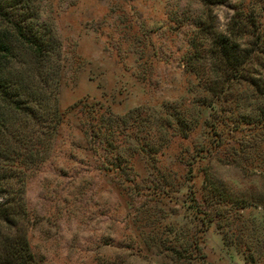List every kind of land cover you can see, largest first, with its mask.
I'll use <instances>...</instances> for the list:
<instances>
[{"label": "rangeland", "instance_id": "374dc122", "mask_svg": "<svg viewBox=\"0 0 264 264\" xmlns=\"http://www.w3.org/2000/svg\"><path fill=\"white\" fill-rule=\"evenodd\" d=\"M248 4L262 0H43L63 47L64 121L10 232L25 233L38 264H264V127L252 140L253 129L224 126L214 146L205 126L185 136L174 118L163 119L196 112L205 60L197 75L188 62L208 47L196 23L203 12L225 31L235 7ZM99 106L112 111L105 124ZM110 123L105 147L90 125ZM208 178L249 206L225 209L210 226L205 214L203 223Z\"/></svg>", "mask_w": 264, "mask_h": 264}, {"label": "trees", "instance_id": "16d2710c", "mask_svg": "<svg viewBox=\"0 0 264 264\" xmlns=\"http://www.w3.org/2000/svg\"><path fill=\"white\" fill-rule=\"evenodd\" d=\"M198 1L209 7L228 5L232 0ZM42 2L0 0V264H38L25 233L18 230L11 235L10 232L17 229L27 214V181L51 157L64 121L60 107L63 47L53 22L43 15ZM263 14L264 0L259 7L253 4L235 7L225 31H218L206 12L198 19V32L209 43L198 58L188 62L197 75L196 63L205 60V77L194 84L199 94L193 102L196 112L188 118L178 109L174 114L165 112L163 116L165 120L174 118L180 133L186 136L201 124L208 129L209 143L216 146L220 145V129L224 126L234 130L253 129L252 140H255V131L263 129ZM102 107L96 111H102L98 121L105 124L112 111ZM132 118L146 121L138 116ZM104 124L95 129L90 125V135L106 147L113 142L114 129L111 123L109 129ZM145 127L144 135L151 137L149 124ZM259 139L264 141V137ZM131 140L137 143L138 138L131 137ZM248 142L244 141L245 146ZM145 147L142 145L140 149L145 151ZM206 185L210 210L202 213V221L206 223L205 214H210L209 226L214 218L218 221L227 217L225 209L249 206L244 199L233 200L209 178ZM219 226L217 229L225 242L226 234ZM190 249L188 246L184 251Z\"/></svg>", "mask_w": 264, "mask_h": 264}]
</instances>
